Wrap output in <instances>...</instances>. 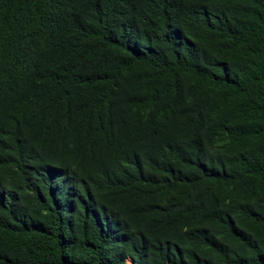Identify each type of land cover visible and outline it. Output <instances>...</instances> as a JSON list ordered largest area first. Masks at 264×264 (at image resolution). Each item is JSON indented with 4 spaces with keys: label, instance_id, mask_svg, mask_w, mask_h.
I'll return each mask as SVG.
<instances>
[{
    "label": "trees",
    "instance_id": "1",
    "mask_svg": "<svg viewBox=\"0 0 264 264\" xmlns=\"http://www.w3.org/2000/svg\"><path fill=\"white\" fill-rule=\"evenodd\" d=\"M0 264H264V0H0Z\"/></svg>",
    "mask_w": 264,
    "mask_h": 264
},
{
    "label": "bare ground",
    "instance_id": "2",
    "mask_svg": "<svg viewBox=\"0 0 264 264\" xmlns=\"http://www.w3.org/2000/svg\"><path fill=\"white\" fill-rule=\"evenodd\" d=\"M53 110V109H52Z\"/></svg>",
    "mask_w": 264,
    "mask_h": 264
}]
</instances>
